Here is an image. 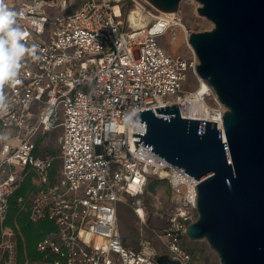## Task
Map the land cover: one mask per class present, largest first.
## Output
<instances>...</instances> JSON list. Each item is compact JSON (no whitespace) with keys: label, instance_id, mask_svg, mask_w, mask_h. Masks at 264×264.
I'll return each mask as SVG.
<instances>
[{"label":"built area","instance_id":"2783aa9c","mask_svg":"<svg viewBox=\"0 0 264 264\" xmlns=\"http://www.w3.org/2000/svg\"><path fill=\"white\" fill-rule=\"evenodd\" d=\"M3 2L18 13L22 42L36 45L39 59L25 55L21 82L2 89L8 107L0 111V129L13 138L0 147V264H16L17 233L3 222L10 196L28 176L32 189L18 198L20 210L32 224L48 219L56 227L37 244L43 258L35 264H159L161 254L191 264L183 239L198 218V181L144 140L136 148L133 133H144L145 122L132 120L147 108L168 117L155 108L177 105L183 118L216 122L223 130L226 107L197 74V56L186 59L159 42L166 37L170 46L179 18L147 0ZM188 73L193 90L183 87ZM202 84L207 89L200 98L211 115H190L187 106ZM55 127L57 155H41L38 137ZM157 177L176 197L169 213L148 216V235L145 194ZM128 198L143 224L136 247L118 227V205Z\"/></svg>","mask_w":264,"mask_h":264},{"label":"water","instance_id":"95a60500","mask_svg":"<svg viewBox=\"0 0 264 264\" xmlns=\"http://www.w3.org/2000/svg\"><path fill=\"white\" fill-rule=\"evenodd\" d=\"M160 12H178L181 0H147ZM214 28L192 32L188 42L226 107L216 122L183 118L177 105L136 112L145 132L136 148H149L198 181V218L186 228L206 239L222 264H264V0H197ZM149 216L153 208L147 207ZM149 226L150 219L147 220ZM159 264H181L167 254Z\"/></svg>","mask_w":264,"mask_h":264},{"label":"rangeland","instance_id":"374dc122","mask_svg":"<svg viewBox=\"0 0 264 264\" xmlns=\"http://www.w3.org/2000/svg\"><path fill=\"white\" fill-rule=\"evenodd\" d=\"M24 0H15V2H21ZM197 0H181L178 12L175 13L176 17L181 19L186 27V31L189 34L192 32H206L214 28L212 21L208 20L205 16H202L198 12V8L202 5ZM160 44L166 47L171 53H175L185 57L186 59H195L196 54L188 41H184L182 45L174 51L171 44L169 46L166 37L159 39ZM189 83L184 84V89H195L196 83L194 77L188 73ZM211 105V101L208 102ZM60 127H55L39 135L38 144L40 147L41 155H57L58 152V135ZM13 133L9 130L0 129V147L1 144L9 139H12ZM176 197V193H173L164 179L157 177L152 179L146 189L145 199L147 207L150 206L154 210H158L162 213H169L174 206L172 198ZM149 216L148 210H146V218L144 227L148 235L152 232L149 230L150 226L147 224ZM153 221H151L152 224ZM142 221L135 214L132 208V200L128 198L125 203L118 205V227L123 238L131 245L137 246L139 240V228L142 226ZM157 246V242H155ZM183 245L190 253L192 262L191 264H222L218 253L210 246L208 241L204 239L191 240L188 236L184 237Z\"/></svg>","mask_w":264,"mask_h":264},{"label":"clouds","instance_id":"9594fccd","mask_svg":"<svg viewBox=\"0 0 264 264\" xmlns=\"http://www.w3.org/2000/svg\"><path fill=\"white\" fill-rule=\"evenodd\" d=\"M18 13L11 10L0 0V111L7 110V97L2 89L5 85L19 84V70L25 55L39 59L36 55L37 46L31 47L23 43L24 31L17 24Z\"/></svg>","mask_w":264,"mask_h":264},{"label":"trees","instance_id":"16d2710c","mask_svg":"<svg viewBox=\"0 0 264 264\" xmlns=\"http://www.w3.org/2000/svg\"><path fill=\"white\" fill-rule=\"evenodd\" d=\"M31 189V179L25 177L9 198V210L3 222V226L12 227L17 233L16 264H35L41 261L43 256L37 250V244L56 229L55 224L48 219L38 224L30 223L27 213L20 210L18 198L25 196Z\"/></svg>","mask_w":264,"mask_h":264},{"label":"bare ground","instance_id":"6f19581e","mask_svg":"<svg viewBox=\"0 0 264 264\" xmlns=\"http://www.w3.org/2000/svg\"><path fill=\"white\" fill-rule=\"evenodd\" d=\"M200 6V3L197 4V7ZM116 11H118V9L116 8ZM163 14H166L170 17L175 16V13H166V12H162ZM172 31L169 34V42L173 48L174 51H176L181 45L182 43H184V41H188V32L186 31V27L184 25V23L182 22L181 19H177V21L173 24V27L171 29ZM207 86L202 84L201 86L198 87V91L195 94L196 98L195 101L191 102V105L187 106L188 110L190 111V115H193V113L195 114H201V115H206L205 112L207 114H210L209 109H206V105L207 103L201 100L200 98V94L202 93V91L206 90ZM206 109V111H205ZM189 115V116H190ZM211 115V114H210ZM208 115V116H210ZM152 218L153 220H156V214L152 213Z\"/></svg>","mask_w":264,"mask_h":264}]
</instances>
